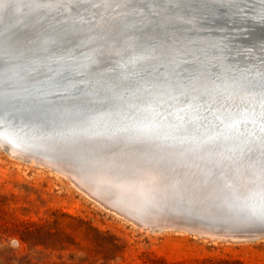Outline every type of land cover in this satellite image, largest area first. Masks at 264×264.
Returning a JSON list of instances; mask_svg holds the SVG:
<instances>
[{
    "label": "water",
    "instance_id": "water-1",
    "mask_svg": "<svg viewBox=\"0 0 264 264\" xmlns=\"http://www.w3.org/2000/svg\"><path fill=\"white\" fill-rule=\"evenodd\" d=\"M91 3L77 15L59 0H0V145L54 160L153 230L264 236L261 97L237 87L264 81V0ZM178 78L192 96L227 97L238 122H202V99L170 98Z\"/></svg>",
    "mask_w": 264,
    "mask_h": 264
},
{
    "label": "rangeland",
    "instance_id": "rangeland-1",
    "mask_svg": "<svg viewBox=\"0 0 264 264\" xmlns=\"http://www.w3.org/2000/svg\"><path fill=\"white\" fill-rule=\"evenodd\" d=\"M34 163L0 145V264H264V236L156 231Z\"/></svg>",
    "mask_w": 264,
    "mask_h": 264
},
{
    "label": "snow or ice",
    "instance_id": "snow-or-ice-1",
    "mask_svg": "<svg viewBox=\"0 0 264 264\" xmlns=\"http://www.w3.org/2000/svg\"><path fill=\"white\" fill-rule=\"evenodd\" d=\"M126 4H142L144 7H150L149 0H124ZM164 3L170 2V0H162ZM65 4H71L76 11V14L79 15L81 8H85L87 10L90 7H96L95 4L91 3V0H59V7L64 8ZM36 7H43L44 5L36 4ZM2 59V58H0ZM157 66H153L152 71L150 73V76L153 80L158 79L161 75L156 71ZM177 77H179V74H176ZM239 89H259V92L256 93V95H259L261 97L259 101V107H260V115L264 116V81H260L257 84L249 83L248 85H237ZM175 88L178 92V94L174 97H170L172 99L178 100L180 103H185L189 100H196L197 98L202 99L204 101L203 105L196 104V108H203V111L207 113V115H201L199 119L203 121H207L208 123H211V120H209V117H213L215 119H219L217 116V113L219 112L221 115L225 117V119L229 120L231 125L234 126L236 122H238L239 118L241 117V112L237 110L236 107L233 106L232 103L229 102L228 98L225 97L222 94L213 95L212 93L208 91H202L197 96H192L190 93L186 92L184 90V85L181 82V80L178 78L175 81ZM193 91H196L193 89ZM249 94H252L251 91H249ZM182 98V99H181ZM188 124H193V120H189L187 122ZM249 151H252L249 149Z\"/></svg>",
    "mask_w": 264,
    "mask_h": 264
},
{
    "label": "bare ground",
    "instance_id": "bare-ground-1",
    "mask_svg": "<svg viewBox=\"0 0 264 264\" xmlns=\"http://www.w3.org/2000/svg\"><path fill=\"white\" fill-rule=\"evenodd\" d=\"M21 6H22V4H20ZM187 86L185 85L184 86V89L186 88ZM187 89H188V87H187ZM206 90H208V92H209V88H207ZM0 144H1V142H0ZM11 151H9V152H11L12 154H14V155H16V156H19L20 158H26V159H29V160H31L32 162H37V163H39V164H46V165H49V166H51V167H53V168H55V169H57V170H55V171H58V172H60L59 170H61V171H64V173H66V174H68V175H71L72 176V178L74 179L75 178V175H73V173H71L70 171H69V169H63L61 166H59V165H57V164H55V161L53 160V161H51V160H49L48 158H46L45 156H41V155H39V154H29V153H27V152H19V151H16L15 149H10ZM34 163V164H35ZM45 167H47V166H45ZM145 168L150 172V174H152L153 175V177L154 178H158L159 176H161L162 174H160V172H159V170L155 167V166H153V165H151V164H147V165H145ZM52 169V168H51ZM50 169V170H51ZM67 170V171H66ZM61 174H62V172H61ZM107 175V174H106ZM155 176H157V177H155ZM70 178V177H69ZM71 178V179H72ZM76 179V178H75ZM77 179L78 180H80L81 181V179H80V177L77 175ZM109 179V178H108ZM70 180V179H69ZM111 180V183H114V181H113V179H110ZM71 181V180H70ZM73 181V180H72ZM119 181H121L122 182V185H125L126 184V181L124 180V179H122V178H120L119 179ZM81 182H83V181H81ZM75 184H76V182H74ZM84 183V182H83ZM84 185L86 186V187H88L89 189H91V191H94L88 184H86V183H84ZM78 187H80V186H78ZM81 188V187H80ZM79 189V188H78ZM82 189V188H81ZM124 189H126V188H124ZM128 189H129V185H128ZM82 191H84V190H82ZM129 191V190H128ZM130 192V191H129ZM86 193V192H85ZM87 194V193H86ZM126 194H128V193H126ZM126 198H128V197H126ZM96 201H98V200H96ZM102 205V204H101ZM116 213V212H115ZM127 216H125V218H126ZM153 218H155V220H156V222L158 221V222H160V221H163L162 219H159L157 216H154ZM128 219H130V218H128ZM131 220H133V219H131ZM147 225V224H146ZM149 226V225H148ZM223 226H224V228L225 229H228V227L226 226V224H223ZM142 227V226H141ZM157 231V230H156ZM231 233L233 234L234 233V231H231Z\"/></svg>",
    "mask_w": 264,
    "mask_h": 264
}]
</instances>
